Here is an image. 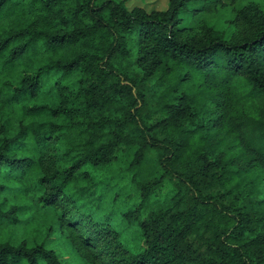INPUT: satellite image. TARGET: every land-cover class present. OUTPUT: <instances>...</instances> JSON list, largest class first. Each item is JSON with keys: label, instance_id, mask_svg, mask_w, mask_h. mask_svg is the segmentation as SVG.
<instances>
[{"label": "trees", "instance_id": "1", "mask_svg": "<svg viewBox=\"0 0 264 264\" xmlns=\"http://www.w3.org/2000/svg\"><path fill=\"white\" fill-rule=\"evenodd\" d=\"M221 4L0 0V264H264V3Z\"/></svg>", "mask_w": 264, "mask_h": 264}, {"label": "rangeland", "instance_id": "2", "mask_svg": "<svg viewBox=\"0 0 264 264\" xmlns=\"http://www.w3.org/2000/svg\"><path fill=\"white\" fill-rule=\"evenodd\" d=\"M125 5L132 9L134 7L140 6L144 7L148 12L154 10H163L168 6V0H123ZM250 1L264 3V0H223V4L217 6L212 11L207 13H202L200 19L202 22H206L210 25H213L215 28L224 32V34L229 37H237L245 33V28L243 26H238L232 22L236 10L243 8ZM37 60H32L24 64L23 69L25 72H30L38 65L36 64ZM136 232H131V229L125 233V238L129 246L135 244L138 241L136 237ZM99 264L100 259L98 261Z\"/></svg>", "mask_w": 264, "mask_h": 264}]
</instances>
